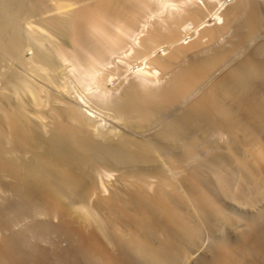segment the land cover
<instances>
[{
  "label": "bare ground",
  "instance_id": "1",
  "mask_svg": "<svg viewBox=\"0 0 264 264\" xmlns=\"http://www.w3.org/2000/svg\"><path fill=\"white\" fill-rule=\"evenodd\" d=\"M0 264H264V0H0Z\"/></svg>",
  "mask_w": 264,
  "mask_h": 264
}]
</instances>
